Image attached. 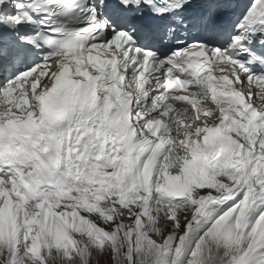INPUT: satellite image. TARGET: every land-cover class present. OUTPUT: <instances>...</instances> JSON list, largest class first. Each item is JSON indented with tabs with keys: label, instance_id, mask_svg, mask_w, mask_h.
Listing matches in <instances>:
<instances>
[{
	"label": "snow or ice",
	"instance_id": "6c2138e0",
	"mask_svg": "<svg viewBox=\"0 0 264 264\" xmlns=\"http://www.w3.org/2000/svg\"><path fill=\"white\" fill-rule=\"evenodd\" d=\"M0 264H264V0H0Z\"/></svg>",
	"mask_w": 264,
	"mask_h": 264
}]
</instances>
